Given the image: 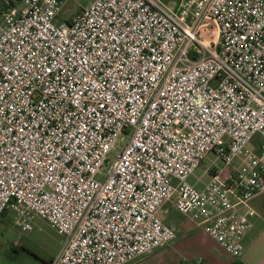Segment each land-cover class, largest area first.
Masks as SVG:
<instances>
[{
	"label": "built area",
	"instance_id": "1",
	"mask_svg": "<svg viewBox=\"0 0 264 264\" xmlns=\"http://www.w3.org/2000/svg\"><path fill=\"white\" fill-rule=\"evenodd\" d=\"M63 1L0 18V219L63 235L51 264H130L176 239L172 203L238 257L264 194V0H93L70 20Z\"/></svg>",
	"mask_w": 264,
	"mask_h": 264
},
{
	"label": "rangeland",
	"instance_id": "2",
	"mask_svg": "<svg viewBox=\"0 0 264 264\" xmlns=\"http://www.w3.org/2000/svg\"><path fill=\"white\" fill-rule=\"evenodd\" d=\"M93 0H64L60 17L62 19L70 20L76 15L80 9L88 7ZM166 2L171 0H165ZM173 1V0H172ZM123 145L124 138L121 137L118 142ZM115 150L109 154V160L115 157ZM213 156L205 160L202 166L198 167L194 175L189 178L191 184L195 183V177L203 176L204 169L210 167ZM223 166L222 162L217 163ZM204 181H209V176H203ZM200 187V186H198ZM172 206H165L160 211L161 218L170 217L176 223L177 220L186 217L190 223V233H185L179 226L177 228V237L174 241L158 249L155 254H147L137 262L130 264H191L196 260L198 255H203L202 252L206 249H211L216 245L211 239L205 237L204 232L198 229L199 222L190 219L189 216L180 214L172 203ZM253 209L256 213L264 216V197H258L254 201ZM6 223L0 222V241L3 245L0 246L1 257L3 263L12 264H49L60 252L65 237L58 233L56 229L50 226L46 221L39 217L33 219V229L28 232L21 231L13 221V214L7 212ZM255 218V217H254ZM253 221V220H252ZM194 229V230H193ZM193 231V232H192ZM17 241L21 243V248L18 251H12L10 246L12 242ZM162 252L170 253L171 255H164ZM15 253H18L15 255ZM7 263V264H9Z\"/></svg>",
	"mask_w": 264,
	"mask_h": 264
},
{
	"label": "crops",
	"instance_id": "3",
	"mask_svg": "<svg viewBox=\"0 0 264 264\" xmlns=\"http://www.w3.org/2000/svg\"><path fill=\"white\" fill-rule=\"evenodd\" d=\"M5 1L6 0H0V18L3 15V13H5L6 10H7ZM226 171L228 173L231 170L230 171L226 170ZM258 197H264V194L261 195V196H258ZM258 197H256V198H258ZM255 199H253L251 201V206L252 207L254 206ZM165 206H170L171 207L172 205L171 204H167ZM7 212H10V211H6L3 214V216L0 219V222H2V223L5 222L6 223V221H7V216H6ZM161 219L163 220L164 223L173 226L175 228L176 232H177L176 225L179 226L182 230H184L185 233H188V234L192 230V229L191 230L189 229V226H190L189 221L190 220L188 221V219L186 217L177 220L176 223L174 222V219L172 221V219L170 217L161 218ZM252 220H253L252 221L253 227L251 228V230L245 236V238L243 240V244H242V246H243L242 247V251H241V254L238 257H233V256L227 254L226 252H224L222 249H220L218 247L216 242L214 240H212L206 234V231L204 230L203 227H200L198 225L197 226L198 228H196V226H195V229H198L200 231L202 230L204 232V234L206 235L205 237L211 239V241H213V243L216 246L211 248V249L204 250L202 252L203 255H198L196 257V260H193L191 264H264V216L259 215V214L256 213L255 218H253ZM13 221H14V217H13ZM14 224H15V222H14ZM16 242L17 241L12 242V244L10 246L11 250L15 251V252L18 251L21 248L20 247L21 246L20 242H18L20 244L18 247L14 246V243H16ZM1 245H3V243L0 241V246ZM157 251H158V249L154 250L150 254H155ZM59 253H58V255H59ZM162 253L164 254L165 252H162ZM1 254L2 253H1V250H0V264H5V263H3V258L4 257L2 258ZM16 254H18V253H15V255ZM171 254H172V252H171ZM171 254L168 252V253H166L164 255H171ZM142 257H145V256H142ZM142 257H140L139 259H141ZM54 259H52V261ZM139 259H137L135 261L137 262ZM52 261L49 264H51ZM7 263H9V262H6V264ZM9 264H12V263H9Z\"/></svg>",
	"mask_w": 264,
	"mask_h": 264
}]
</instances>
